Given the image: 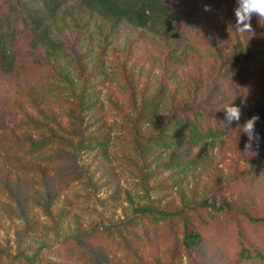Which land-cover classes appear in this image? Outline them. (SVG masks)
I'll return each instance as SVG.
<instances>
[{
	"label": "rangeland",
	"instance_id": "rangeland-1",
	"mask_svg": "<svg viewBox=\"0 0 264 264\" xmlns=\"http://www.w3.org/2000/svg\"><path fill=\"white\" fill-rule=\"evenodd\" d=\"M175 8L176 42L125 24L71 31L52 58L18 43L0 264H264V0Z\"/></svg>",
	"mask_w": 264,
	"mask_h": 264
},
{
	"label": "trees",
	"instance_id": "trees-1",
	"mask_svg": "<svg viewBox=\"0 0 264 264\" xmlns=\"http://www.w3.org/2000/svg\"><path fill=\"white\" fill-rule=\"evenodd\" d=\"M179 0H0V74L15 75L21 69V56L16 48L21 40L29 41L32 55L41 51L49 58L62 56V37L74 30L87 34L115 33L129 25L165 40L176 42L182 17L175 6ZM92 37V36H91ZM21 65V66H20ZM23 68V66H22ZM198 138L203 137L199 123L185 120ZM225 129L210 127L207 136L220 138ZM193 140L196 141V137ZM251 221H261L250 217ZM201 236L186 231L184 244L193 248ZM251 256V255H250Z\"/></svg>",
	"mask_w": 264,
	"mask_h": 264
}]
</instances>
